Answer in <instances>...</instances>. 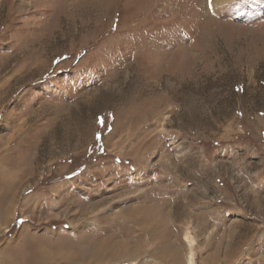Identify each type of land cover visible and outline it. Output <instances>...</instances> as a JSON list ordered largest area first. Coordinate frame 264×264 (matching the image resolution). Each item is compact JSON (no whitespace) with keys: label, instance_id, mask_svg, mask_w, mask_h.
I'll list each match as a JSON object with an SVG mask.
<instances>
[{"label":"rangeland","instance_id":"obj_1","mask_svg":"<svg viewBox=\"0 0 264 264\" xmlns=\"http://www.w3.org/2000/svg\"><path fill=\"white\" fill-rule=\"evenodd\" d=\"M0 173V264H264V0H0Z\"/></svg>","mask_w":264,"mask_h":264},{"label":"crops","instance_id":"obj_2","mask_svg":"<svg viewBox=\"0 0 264 264\" xmlns=\"http://www.w3.org/2000/svg\"><path fill=\"white\" fill-rule=\"evenodd\" d=\"M1 174V173H0ZM3 215H5L4 213H2V214H0V220H2L3 219ZM34 253L35 252H33V253H30V256L28 257V262L27 263H25L24 261H23V257H22V255H20V260L22 261H20V263L21 264H36V262H35V256H34ZM7 259L6 257H4V258H2L1 257V260H2V263L1 264H6V261L5 260Z\"/></svg>","mask_w":264,"mask_h":264},{"label":"bare ground","instance_id":"obj_3","mask_svg":"<svg viewBox=\"0 0 264 264\" xmlns=\"http://www.w3.org/2000/svg\"><path fill=\"white\" fill-rule=\"evenodd\" d=\"M106 221H107V220H106ZM104 244H105V243H104ZM101 246H102V245H101ZM96 248H97V247H96ZM64 250H65V249H64ZM76 250H77V249H76ZM78 250H79V249H78ZM99 250H100V249H99ZM103 250H104V247H103ZM103 250L101 249V252H103ZM43 251H44V250H43ZM47 251H48V250H47ZM74 251H75V250H74ZM104 251H106V249H105ZM36 252H37V251H36ZM78 252H79V251H78ZM78 252H77V253H78ZM95 252H96V251H95ZM82 253H83V252H82ZM86 253H87V252H86ZM107 253H108V252H107ZM66 254H67V253H66ZM83 254H84V253H83ZM97 254H98V253H97ZM99 254H100V252H99ZM78 255H79V254H78ZM38 256H39V255H38ZM69 256H70V255H69ZM76 256H77V254H76ZM76 256H75V257H76ZM39 257H41V256H39ZM47 257H48V256H47ZM47 257H46V259H47ZM51 258H52V256H51ZM79 258H80V257H79ZM94 258H96L95 261L90 262V263H85V262H82V261H81V262L78 261V262H79V264H92V263H93V264H94V263H95V264H101V262L99 261V258H97V257H94ZM101 258H102V257H101ZM71 259H72V258H71ZM75 259L77 260V258H75ZM80 259H81V258H80ZM80 259H79V260H80ZM193 259H194L193 256H191V258H190V262H191L192 264H194ZM41 260H42V259H41ZM67 260H68V259H67ZM68 261H70V260H68ZM39 262H40V261H39ZM41 262H42V261H41ZM52 262H53V261H52ZM54 262H55V261H54ZM87 262H89V261H87ZM49 263H50V262H49ZM69 263H70V262H69ZM74 263H75V262H74ZM41 264H42V263H41Z\"/></svg>","mask_w":264,"mask_h":264},{"label":"snow or ice","instance_id":"obj_4","mask_svg":"<svg viewBox=\"0 0 264 264\" xmlns=\"http://www.w3.org/2000/svg\"><path fill=\"white\" fill-rule=\"evenodd\" d=\"M208 2H209V5H211V0H208Z\"/></svg>","mask_w":264,"mask_h":264}]
</instances>
